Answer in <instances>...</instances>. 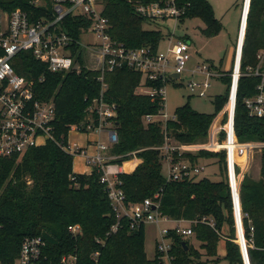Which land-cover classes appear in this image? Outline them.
<instances>
[{
	"label": "trees",
	"instance_id": "16d2710c",
	"mask_svg": "<svg viewBox=\"0 0 264 264\" xmlns=\"http://www.w3.org/2000/svg\"><path fill=\"white\" fill-rule=\"evenodd\" d=\"M158 0H105L103 15L109 20L112 38L128 48L152 47L157 50L165 38L166 25L141 18L135 4ZM186 14L180 24L199 18L206 28L208 38L222 31L221 21L215 16L208 0H181ZM0 7L9 11L21 9L31 22L41 18H55L52 7H38L34 0H0ZM91 22L86 18L67 17L62 28L79 40L81 30ZM264 49V0H251L243 47L241 71L258 65V54ZM79 46L73 47L80 70L53 73L48 66L35 59L32 52H23L14 61L15 71L34 83L38 98L53 99L57 118L55 136L59 144L69 142L72 126L87 120L95 100L101 97L102 73L87 67L78 54ZM89 59V58H88ZM87 60V59H86ZM227 85V93L215 98L214 114H202L188 104L177 109L176 120L165 124L161 120L146 123L148 115H158L163 99L138 93L144 83L141 74L130 69H117L104 74L107 89L104 101L116 105L118 118L115 128L119 141L110 151L123 165L136 157L143 162L131 173L119 175L120 188L126 195V203L139 204L161 194L160 213L173 221H197L192 224L195 241L177 235L171 230V253L176 264H244L237 243V229L232 195L228 180L226 153L199 151L179 157L176 161L193 163L219 159L223 179L212 181L202 178L194 181L167 182L164 169L166 157L162 148L171 144L198 145L208 140L215 117L229 101L231 77L221 79ZM260 79L242 76L238 85L235 112V133L239 143L264 144V119L251 117L245 104L255 97ZM150 85V84H149ZM232 104V103H231ZM215 128L212 129V135ZM212 144L214 141L212 139ZM237 146V145H236ZM236 157L245 170L251 163L252 147L236 148ZM74 156L63 151L60 145L49 142L29 151L22 160H0V262L11 263L19 255L22 242L27 237L41 236L47 242L46 256L50 264H58L65 255H75L79 264H163L156 256L149 260L146 255V227L133 230L130 222L123 219L117 233L111 230L117 223L108 196L107 185L101 182L103 173L94 169L91 174L74 171ZM135 165V164H134ZM130 169H132V166ZM240 202L244 214L243 228L248 243L250 264H264V147L260 152V177L245 175L240 188ZM213 220L211 227L202 220ZM79 225L81 233L73 235L70 228ZM191 237V238H192ZM220 248L225 255H219ZM95 254H99L95 257Z\"/></svg>",
	"mask_w": 264,
	"mask_h": 264
},
{
	"label": "built area",
	"instance_id": "2783aa9c",
	"mask_svg": "<svg viewBox=\"0 0 264 264\" xmlns=\"http://www.w3.org/2000/svg\"><path fill=\"white\" fill-rule=\"evenodd\" d=\"M34 3L38 7H46L50 4L55 18L53 20L41 18L31 22L29 15L21 9L9 11L0 7V160L15 158L20 161L32 149L43 147L49 142L57 143L63 151L74 158L83 156L86 166L92 172L97 169L103 173L101 182L107 185L108 196L118 220L112 227L111 233L118 232L123 219L130 222L133 230L139 229L142 225L146 227L149 224H156L160 233V241L156 249L160 260L163 264L164 258L168 264H176L175 256L171 253L173 240L168 238L169 233L173 230L177 235L191 238L194 235L192 224L197 221H173L163 216L160 213L161 194L139 204L126 203V195L120 188L119 180V175L125 173L123 166L126 162L123 165L115 164L114 161L119 157L110 153L112 147L119 141L115 128L118 109L116 105H110L104 101V92L107 89L104 74L123 68L141 74L144 83L150 85L143 84L138 93L151 97L159 96L163 99V108L160 113L146 116L145 121L152 123L161 120L165 124L170 120H176V115L171 116L166 111L165 98L168 85L179 86L184 81L185 74L188 73L187 89L193 96L208 98L212 81L230 76L229 101L215 117L207 142L198 145H180L171 144L168 141L162 150L166 157L165 177L168 183L199 180L207 172V166L202 161L197 163L186 159L176 161L174 153H179L180 158L184 154L199 151L226 153L237 243L240 246L244 264H250L248 248L252 246L248 245L245 238L244 214L240 202V188L248 169L243 174L240 173L239 164L234 162L233 145H245L239 143L235 133L238 85L240 78L244 75L260 79L257 94L247 99L245 104L251 117L264 119V49L258 54L256 67H248L245 74L241 71L251 0L243 2L234 66L230 74L222 73L210 64L198 65L187 71L188 63L192 58V47L187 39L175 36V30L186 14V7H190V4L182 5L181 0H158L135 4L138 15L149 22L164 25L169 21L175 22L173 32H170L166 25L165 38L157 50L152 47L132 49L115 41L109 33V20L103 15L105 0H34ZM245 7H248V11ZM69 16L86 18L91 22L87 29L81 30L79 40L62 28L63 21ZM90 34L95 37V41L83 42V37L87 38ZM74 46H79L78 54L82 53L84 61L89 58L91 69L102 73L99 77L103 84L101 97L95 100L87 120L71 128L83 135L91 133L99 136L104 133L108 135L109 145L97 141L93 154L70 142L65 146L58 143L55 136L57 110L54 100L38 98L34 91V83L18 74L14 68V61L21 53L32 52L35 59L46 64L49 71L53 73L78 71L80 63L77 55L73 53ZM175 75L179 78H174ZM145 89L147 92H142ZM232 100H234L233 104H231ZM213 128L215 133L212 135ZM212 139L214 144L211 142ZM132 155L136 157V153ZM169 223L176 225L173 228L161 227L162 224ZM202 223L215 227L213 220L204 218ZM70 232L78 235L81 233V227L75 225L70 228ZM46 248L47 242L43 237H27L22 242L18 257L11 263L0 262V264H50L46 256ZM98 255L95 254V257ZM58 264H79V260L75 255H65Z\"/></svg>",
	"mask_w": 264,
	"mask_h": 264
},
{
	"label": "rangeland",
	"instance_id": "374dc122",
	"mask_svg": "<svg viewBox=\"0 0 264 264\" xmlns=\"http://www.w3.org/2000/svg\"><path fill=\"white\" fill-rule=\"evenodd\" d=\"M213 7L215 16L221 21L222 31L219 35L208 38L203 34L206 26L204 22L199 19L187 20L175 30V36L177 38H185L192 47V58L187 66V71L194 69L198 65L210 64L217 68L218 71L230 74L233 70L235 52L237 48V42L239 37V28L242 18L243 2L244 0H208ZM248 11V10H247ZM167 28L170 32L175 29V22L169 21ZM93 42L95 37L90 34L88 37H83V42ZM165 42L162 43L164 49ZM89 67L91 63L89 59L86 60ZM184 81L179 86L168 85L166 89V111L169 115H175L177 109L189 105L193 110L202 114H214L215 106L214 101L218 96H224L227 93V85L221 79H215L212 81L211 88L208 91V98H200L193 96L187 89L188 73L184 76ZM142 92H147L143 90ZM75 134H78L75 130H71V139L75 138ZM79 135V134H78ZM91 135H97L91 133ZM249 146H236V148L252 147V159L248 166L246 175L259 179L260 177V152L264 144L259 143H247ZM77 159V158H76ZM134 159V157L132 158ZM235 159V157H234ZM239 164V171L243 174L246 170L244 165L239 162L236 157V161ZM202 163L207 166V172L201 176L202 178H209L212 181H220L223 179V173L221 172V163L219 159L202 160ZM75 168L77 171L83 170L81 164L75 161ZM165 173V169H164ZM176 224H162V228H173ZM195 249L200 253H204L200 249V244L190 238ZM160 241V233L156 224H149L146 226V243L145 250L149 260H153L156 256L157 244ZM164 264H168V261L164 258ZM219 264H229L226 260H221Z\"/></svg>",
	"mask_w": 264,
	"mask_h": 264
},
{
	"label": "crops",
	"instance_id": "0c3cea01",
	"mask_svg": "<svg viewBox=\"0 0 264 264\" xmlns=\"http://www.w3.org/2000/svg\"><path fill=\"white\" fill-rule=\"evenodd\" d=\"M139 92V91H138ZM78 133V132H77ZM79 134V133H78ZM75 134V138L71 139V135H69V142L71 144H76L78 145L80 148L84 149L85 151H87L88 153L90 154H93L95 152V149H96V142L97 141H100L106 145H109V138H108V135L106 133L102 134V135H91V134H87V135H83V134ZM240 146H249V145H240ZM77 158V159H76ZM78 161L79 164L82 165L83 167V170L81 171H77L76 168H75V161ZM143 162L142 159H139L137 157H135L134 159L126 162L123 166L124 168V171L125 173H128V174H131L133 173L136 168ZM135 164V165H134ZM128 165H131L132 166V169H127V166ZM74 171L75 173H78V174H91L92 173V170L89 169L86 164H85V159L83 156H77L75 157L74 159ZM219 255L221 257H223L225 255V251L222 250L220 248L219 250Z\"/></svg>",
	"mask_w": 264,
	"mask_h": 264
},
{
	"label": "bare ground",
	"instance_id": "6f19581e",
	"mask_svg": "<svg viewBox=\"0 0 264 264\" xmlns=\"http://www.w3.org/2000/svg\"><path fill=\"white\" fill-rule=\"evenodd\" d=\"M246 8V11L248 10V7H245ZM244 23H245V19H244ZM234 103V100H232V104ZM234 147V145H233ZM234 156H235V151H234ZM234 162H235V159H234ZM127 169H130V166L128 165L127 166Z\"/></svg>",
	"mask_w": 264,
	"mask_h": 264
},
{
	"label": "water",
	"instance_id": "95a60500",
	"mask_svg": "<svg viewBox=\"0 0 264 264\" xmlns=\"http://www.w3.org/2000/svg\"><path fill=\"white\" fill-rule=\"evenodd\" d=\"M174 78H176V79H177V78H179V76H178V75H175V76H174Z\"/></svg>",
	"mask_w": 264,
	"mask_h": 264
}]
</instances>
